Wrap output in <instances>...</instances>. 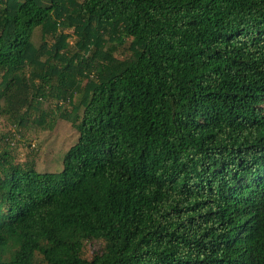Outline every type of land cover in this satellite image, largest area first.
Here are the masks:
<instances>
[{"label":"trees","instance_id":"obj_1","mask_svg":"<svg viewBox=\"0 0 264 264\" xmlns=\"http://www.w3.org/2000/svg\"><path fill=\"white\" fill-rule=\"evenodd\" d=\"M51 98L60 170L0 138V264H264V0H0V114Z\"/></svg>","mask_w":264,"mask_h":264},{"label":"rangeland","instance_id":"obj_2","mask_svg":"<svg viewBox=\"0 0 264 264\" xmlns=\"http://www.w3.org/2000/svg\"><path fill=\"white\" fill-rule=\"evenodd\" d=\"M91 26H93V22ZM58 33L67 35L66 40L69 44L67 54L71 55L78 48L76 42L80 34L74 31L73 25L67 20L59 27ZM104 36L106 37V34ZM39 38L40 31L37 28L33 35L35 45L39 44ZM46 39L48 46L55 41V38L50 34ZM129 41L130 39H126L124 42L117 44L114 55L118 58L126 57L129 54L127 48ZM108 42H112V40H108ZM75 75L78 76L77 74ZM79 97L80 95L76 93L72 101L78 102ZM40 106L47 109V111L50 110V116H47L42 124L33 123L31 120L34 115H32L30 116V120L20 128H17L6 116L0 114V138H5L9 131L14 134L9 139L11 141L9 147L16 161H32L39 171H58L62 167V158L65 152L77 139V131L71 123V114L69 113L72 105L67 101L51 98L50 100H42ZM35 109H31L30 112L34 113L33 110ZM60 112L68 113V117H62ZM52 119L54 121L50 123ZM99 246L100 244L97 242L89 243L86 246L87 253L98 249Z\"/></svg>","mask_w":264,"mask_h":264}]
</instances>
